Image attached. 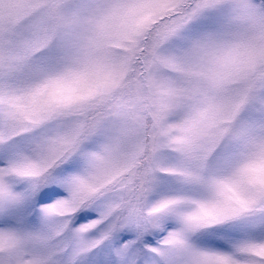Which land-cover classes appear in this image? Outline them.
Wrapping results in <instances>:
<instances>
[{
	"label": "snow or ice",
	"instance_id": "6c2138e0",
	"mask_svg": "<svg viewBox=\"0 0 264 264\" xmlns=\"http://www.w3.org/2000/svg\"><path fill=\"white\" fill-rule=\"evenodd\" d=\"M0 264H264V0H0Z\"/></svg>",
	"mask_w": 264,
	"mask_h": 264
}]
</instances>
